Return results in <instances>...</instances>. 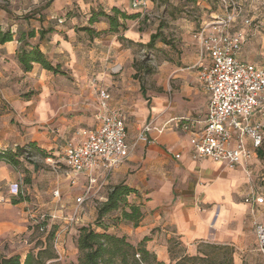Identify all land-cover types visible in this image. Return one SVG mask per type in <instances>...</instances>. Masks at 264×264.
<instances>
[{
  "label": "crops",
  "instance_id": "1",
  "mask_svg": "<svg viewBox=\"0 0 264 264\" xmlns=\"http://www.w3.org/2000/svg\"><path fill=\"white\" fill-rule=\"evenodd\" d=\"M48 2L50 3L49 16H46V19L48 21H58V24L55 30L47 33L45 38L40 41V49L48 56L49 60L61 65L65 74H54L35 64L32 72L24 74L26 75L24 81H34L35 88H39L40 93L36 104L31 99L25 100L21 97L19 91H16V87L22 79L18 75L24 73L17 59L20 44L17 40L0 44V149L3 150H14L31 142L37 143L38 147L43 150L52 149L47 143V135L50 134L48 129L52 130L53 125L50 124L48 129L45 127L49 121H56L60 112L54 109L51 100L59 98L60 94L64 93L66 87L62 86H67L68 79L71 80L69 83L73 85L69 88V91H76L75 94H71L76 98L79 95V99L84 97L82 100L87 99V96L93 90L97 96H99V91L102 89L109 92L107 87H100L103 82L102 73L97 75L94 72V64L98 63H94V61L105 60V54L109 55L113 50H119L122 45L118 39V33L109 32L108 21L107 23L96 21L93 26L90 25L93 24L90 20L94 16L92 11H97L96 5H103L106 9L105 13L108 15H114V9H118L126 15L140 14L138 18L133 20L127 19V21H124L121 18L119 19L127 28L120 34L123 41L137 42L141 36V32L136 27L137 23L143 18V10L133 8L132 0H49ZM74 9L82 12L84 16H88L87 20L91 22L88 23L89 28L94 27L93 29L96 28V32H102V34H91L83 30L85 27L82 28V33L78 31L76 26L77 17L67 15ZM204 22L201 24L203 25ZM11 29L12 32H16L14 27H11ZM86 38L89 40H86ZM196 46L195 53H190L187 57L188 65L191 64L190 68L195 70L196 73L190 72L188 76L184 74L181 77L185 83L187 82L186 86L188 88L183 92V95L175 94L174 96L168 92L146 94L145 89L141 87L142 96L141 100L138 101L140 103L137 108L134 107L132 111L130 110L138 121L135 141H133L135 132L130 128L127 119L129 108L114 107L112 95L109 93L111 95L109 107L124 118L130 146L136 143L140 132L146 125L152 122L154 129L150 132L152 142L138 143L134 146L130 158L114 170L105 186L95 195V199L104 204L111 188L119 184H126L130 188L138 190L140 195L139 197L132 195L129 201L141 205L142 209L145 210V217L138 227L121 222L125 229L123 233H131L134 244L141 243L152 231L164 223L163 225L174 227L173 234L178 236L189 253L196 251V246H191L194 242L207 246L230 247L236 250L237 264H243V255L239 252L247 253L249 251L250 255L248 257L254 255V250L250 248V245L256 239L259 245L255 224L259 222L264 225V213L261 212L264 209V204L250 207L245 203V199L250 195L262 196V194L253 191L246 172L250 167L257 169L258 164L261 162L260 158L264 156V141L261 148L255 149L251 141L246 140V144L254 153V157L247 165L239 166L236 169L229 168L226 163L221 164L211 159L195 160L191 157L192 147L190 141L194 134L199 133L204 128L210 103L209 94L202 91L203 89L198 81L199 66L208 65L210 58L208 56L202 58L199 41ZM98 54H102V58ZM114 68H111V74L119 75L123 65L120 64L119 72H114ZM36 74H40V77L34 78ZM186 78H189V81L194 80L201 87L202 99L199 109L204 106L201 110L204 118L196 116L197 114L191 111L194 102L192 100L199 94V89L198 85L190 88ZM76 85H78V88ZM91 95L93 96V94ZM190 96L193 97L191 102L186 101L185 98ZM16 113H18V116ZM21 114L25 117L24 123H37L40 128L44 125L47 132H41L36 127L26 128L23 125L16 124L17 121L21 123L20 120L12 121L13 117L20 118ZM191 120L195 122V128L192 131L185 132L178 125L180 121L190 122ZM252 122H261L264 130L262 107L253 113ZM97 124L98 121L95 117V122L91 128L79 129L77 134L64 143L58 164L63 165L66 144L68 142H78L80 132L92 130ZM160 129L163 132H158ZM177 155H180V157L177 158ZM63 167L65 166L63 165ZM38 169L39 166L36 162L22 163L19 167L0 162V186H10V188L15 186L17 190V184L22 180V176L28 174L34 181L33 185H31V182L28 183L30 188H33L36 197H43L39 187H35V183L42 184L43 181H46V176L40 174ZM65 170V178L69 186L80 187L83 194L89 174L81 175L75 181V184L71 185L70 175L66 167ZM92 174L97 176L101 174V171L97 169ZM180 178L182 179L180 186L184 187L185 190L191 188L192 197L188 194L183 196L177 194V180ZM63 181L58 178H54L52 181L47 179V182L50 183L48 185L50 186L49 190L61 191L58 185L62 184ZM246 185H248L247 191H240L241 187H247ZM62 189L66 191L68 189L67 185ZM17 194L18 190L11 194L12 196L8 197L6 202L0 203V257L18 255L24 260L30 251L29 247L35 245L34 241H30L29 238L34 233L38 216H35V212L31 210V206L27 201L17 198ZM14 199L19 200L17 204L13 203ZM57 201L58 199L54 198L52 206L50 208L48 206V215L55 214L63 218L60 216L63 211L58 210L59 204H56ZM73 201V195L66 193L63 195L61 207L64 204L71 211L74 207ZM93 201H89V204L84 208L86 211L84 215L81 214L82 208H80V222L77 224L79 227L93 226L91 221L97 218L99 210L97 205L94 206ZM44 205L42 203L41 207ZM163 211H169V213L162 219L161 214ZM117 216L121 218V214L113 217ZM52 224L57 225L58 221L52 220ZM129 235L127 234V236ZM16 236H18L17 240L19 241L14 240ZM75 236L77 238L76 234ZM27 245H29L28 248ZM148 249L158 256L159 262L166 263L169 261L167 241L151 236L148 241ZM75 250L77 253V244ZM77 261L76 254V263Z\"/></svg>",
  "mask_w": 264,
  "mask_h": 264
},
{
  "label": "rangeland",
  "instance_id": "2",
  "mask_svg": "<svg viewBox=\"0 0 264 264\" xmlns=\"http://www.w3.org/2000/svg\"><path fill=\"white\" fill-rule=\"evenodd\" d=\"M48 1L49 0H0V28H2L3 31H6L9 29L12 30L11 27H14V29H16L15 36L17 39L22 37V33L27 34L30 30L34 29L37 31V36L34 39H30L29 42L33 45L38 44L40 46L41 42L39 36L41 28L52 31L55 30L57 27L56 25L58 24V21H48L46 19V16H49L48 8L50 7V3ZM233 1L236 3V6L239 7V14L236 21L237 27L235 30L243 33L246 38V43L240 52L241 54L239 58L247 62L256 63L259 66H264V0ZM224 6L225 4L222 0H145V4L137 8V10H143V18L137 23L136 27L141 32L140 39L137 42L123 41L120 34L124 32V29H119L117 35L120 44L122 45L121 48H119V50H113L109 55L105 54L106 59L103 61H94V63L98 62L94 64V72L97 73V75L98 73H102V80L104 83L102 82L100 87L108 88L109 93L112 95L113 106L116 108H129L127 111V119L130 128L135 132V134H133V141L136 140L138 121L131 111L134 107L137 108V105L140 103L138 101L141 100L142 96L141 87L145 89L146 94H152L153 92H168L174 96L175 94L183 95V92L188 90V88L186 86L187 82L185 83L181 77H183L184 74L188 76L190 72L196 73L195 70L190 68L191 64L188 65L187 57L188 54L195 53L196 51V43L198 42L196 36L202 25L201 23L204 21L209 22L216 16L220 15V13H224ZM96 9L97 11H92L94 15L106 12L104 6L100 4L96 5ZM67 15H74L77 17L78 21H76V26L81 33L83 32L82 28L88 27V23H91L87 20L88 16H84L82 12H78L76 9ZM94 17L97 18L98 22L104 21L107 23L108 21L103 16H92L90 20ZM90 25L93 26L94 23ZM94 30L96 31V28ZM157 33H159L161 37L158 38L155 48H148L147 43L150 41L149 39L151 35ZM98 34L100 35L102 32ZM80 35L82 36V34ZM85 36L87 37L86 34ZM162 38H165L170 45H167ZM86 40L89 39L86 38ZM24 43L25 41L23 43L19 42V49ZM98 56L102 58V54H98ZM52 63L58 65L53 61ZM120 64L123 65L121 73H119V75H112L110 71L111 68H119ZM25 73L26 72L18 75V77H22V79L18 87H16V91H19L23 99H31L34 104H36L40 93L39 88H35L34 81H24L26 76L24 75ZM39 77L40 74L34 76V78ZM186 79L189 82L188 85L190 88L198 85L194 80L189 81V78ZM69 81L71 82L70 79L66 82L67 86H62L66 87L64 88V93H61L62 95L60 94L59 98H53L51 100L54 109L60 112V115L56 120L57 122L49 121L46 124V127L42 125L40 128L37 123H24L25 117L23 114H21L20 118L17 117L16 119V117H13L12 119L13 122L20 120L21 123L17 121L16 124L23 125L26 128L36 127L37 129L39 128L41 132H47V129L50 128V124L53 125L52 130L48 129L50 134L47 135V143L52 148L46 150L49 158L45 159L36 152L33 153V156L29 161H22L23 164L36 162L39 166L38 170L40 171V174L46 176V181H43L42 184L35 183V187H39L41 190L40 193L43 197H36L33 188L31 187V189L30 185L26 183V178H29L31 185L34 184L32 177L28 174L22 176V180L17 184V198L27 201L31 206V210L35 212V216H38L35 225L41 222H48L51 226L52 220L56 222L58 221L57 226L59 228L58 234L60 235V240L58 250L56 248L55 250L59 259L47 264H78V261L76 263V254L78 259L80 252L77 250L76 253L75 250L78 239L75 234L78 228H80L79 225H77L80 220H78L76 225H73L71 228L67 225V221L72 215V211L75 209L74 207L77 206L76 198L77 196H81L82 189H80V187L74 188L73 186H69V183L65 178V167H63L61 163L58 164V162H60L61 159L60 155L64 143L77 134L79 129L91 128L95 122V117L97 118L100 112V97L97 96L96 92L94 90L91 91L93 96L89 93L85 100H82L84 97H80L81 99H79L78 94V98H76L71 94H75L76 91H69V88L73 87ZM76 86L78 88V85ZM200 88V85H198L199 94L195 98L190 96L189 98H185V100L191 102L193 98L192 101L194 102L192 103L191 111L195 112L197 114L196 116L204 118L203 112L201 111L204 106L199 109L202 99ZM7 106L9 105L7 104ZM16 114L18 116V113ZM158 132L161 133L163 130L160 129ZM260 161L257 169L250 167L247 170L246 175L249 179L250 186L253 187V191L262 194L264 197V156L260 158ZM54 178L64 180L62 184L58 185L61 190L58 191V196H55L56 189L49 190L50 186L48 185L50 183L47 182V179L52 181ZM181 182V178L177 180V194L182 196L188 194V196L192 197L193 193H191V188L185 190L184 187L182 188L180 186ZM65 185H67L68 188L66 191L62 189ZM246 186L247 187H241L240 191L246 192L248 185ZM15 188V186L10 188V186L5 187L4 185H1L0 203L6 202V199L12 196L11 194L17 192ZM13 190L15 191L13 192ZM66 193H68V195H73L74 207L71 211H69L67 209L68 206H64V204L63 207H61L63 203V195ZM19 194H21V197H19ZM54 198L58 199V203L56 204H59L58 210L63 211L62 215L60 214L63 218H60L55 214L48 215V206L49 208L52 206V200ZM92 200H94V206L97 205V208H100L103 204L94 197L81 206L82 213L81 209H79V213L84 215L86 213L84 208L89 204V201ZM42 203L43 205L45 204L43 207H41ZM129 203L131 202L129 201ZM142 210L145 215L144 208ZM168 210L171 211V209ZM169 211H163L161 218H165ZM261 212L264 213V209L261 210ZM118 214H121V212L117 211L110 213L102 225H99L97 218L95 220L92 219L91 222L96 230H99V228L103 229L104 225H107V232L116 236H125L128 242L134 244L131 239L132 234L127 231L126 234L123 233L125 230L124 225L118 221V219L112 217ZM114 224L115 228L112 227ZM163 224L164 223L152 231L148 237L155 236L158 237V239L161 238L163 241H167L169 261L166 263L156 262V255L153 256L154 254L148 249L147 243L145 244V247L150 251V257L147 262L141 264H177L181 259H184V264H222L224 256L222 257L218 250L209 249L206 247L207 245L202 243L194 242L191 246H196V251L194 253H189L178 236L173 234L174 227ZM127 234L130 235L127 236ZM44 236L46 235L41 231L34 232L29 240L34 241L35 245H32L33 247L27 245L26 247H29L30 251L33 249L36 250L38 241L43 242L42 240H45ZM17 238L18 236H16L14 240H17ZM139 244L140 243L134 244V246L138 247ZM250 248L254 250L253 256L248 257V255H250L249 251L247 253L239 252L243 255V264H264V253L260 251L257 239L250 245ZM236 255V250H234L233 255L227 254V256L233 258L232 264H237ZM207 256L210 259H202L207 258ZM156 257L158 259V256ZM192 257H196L197 259H188ZM137 258H140V255H138ZM217 258H221V261ZM21 259L24 261L22 257Z\"/></svg>",
  "mask_w": 264,
  "mask_h": 264
},
{
  "label": "built area",
  "instance_id": "3",
  "mask_svg": "<svg viewBox=\"0 0 264 264\" xmlns=\"http://www.w3.org/2000/svg\"><path fill=\"white\" fill-rule=\"evenodd\" d=\"M132 1L134 8L145 4V0ZM222 1L224 13L204 22L196 36L202 58H210L208 65L199 66L198 73L199 84L209 94L210 103L204 128L190 141L191 157L195 160L211 159L236 169L247 165L254 157L246 140H250L255 149L263 146V124L252 122V119L257 109L262 107L264 112V67L239 58L246 43L244 34L235 30L239 7L233 0ZM115 69L114 72L120 71ZM99 97L97 126L80 132V140L68 142L63 154V165L68 169L71 185L81 175L89 174L85 191L76 198L77 206L68 218L69 227L78 222L81 206L94 198L114 170L130 158L133 147L138 143L152 142L150 132L154 128L151 122L140 132L136 143L130 146L124 118L109 107L111 95L102 89ZM178 125L185 132L195 128L193 120L180 121ZM97 169L101 174L94 176L92 173ZM58 194L56 191L55 196ZM245 203L255 207L264 204V197L250 195ZM256 234L260 251L264 253L263 224L256 223ZM59 240L60 235L57 234L54 240L57 250Z\"/></svg>",
  "mask_w": 264,
  "mask_h": 264
},
{
  "label": "trees",
  "instance_id": "4",
  "mask_svg": "<svg viewBox=\"0 0 264 264\" xmlns=\"http://www.w3.org/2000/svg\"><path fill=\"white\" fill-rule=\"evenodd\" d=\"M113 12L114 15H108L103 12L94 15L105 17L109 22V32L112 33H117L119 29L122 28L127 30L125 24L121 23L119 18L127 21V19H136L140 15H126L118 9H114ZM96 21L98 20L95 17L91 19L92 23ZM83 30L88 31L91 34L99 35L93 28L85 27ZM49 32H51V30H40L39 40H43ZM36 36L37 31L32 29L27 34L22 33V37L17 39L12 30L9 29L3 31L2 28H0V44H6L15 40L22 43L25 41L17 52L18 62L24 72H32L34 65L38 64L43 69L53 72L54 74L64 75L65 72L62 70L61 65H54L40 49L38 44L33 45L29 42L30 39H34ZM159 37H161L159 33L151 35L149 39L150 41L147 43L148 48H155ZM162 40L165 41L167 45H170L165 38H162ZM36 152L45 159L49 158L46 150L41 149L36 143L31 142L27 146L17 147L14 150L0 149V162L19 167L23 160L29 161L32 158L33 153ZM26 183H30L29 178H26ZM20 195L21 194H19V197H21ZM132 195H137V197L140 196L138 190L130 188L126 184H119L111 188L107 201L98 210L97 220L99 221V225L104 224L103 222L106 221L110 213L120 211L121 218L119 216L117 218L112 217L118 219L120 222L138 227L143 221L145 215L141 205L129 203V198ZM18 201L19 200L14 199L13 203L17 204ZM49 226L48 222H41L35 225L34 232H43V234L46 235L44 236L45 240H42L43 242L38 241L36 250H31L24 261H22L20 256L1 257L0 264H47L58 260L59 256L56 253L54 245L55 237L59 231L58 226L54 224H51L50 227ZM112 227H115V224ZM107 230V225H104L103 229L99 228V230H96L95 227L91 225L78 228L76 231L78 238L77 249L80 252V256H78V264H141L148 261L150 251L147 250L145 244L150 240L149 237L144 238L139 246L136 247L134 244L128 242L125 236H116L110 234ZM207 248L218 250L220 255L222 257L224 256L222 264L233 263V258L227 256V254L233 255L234 250L232 248H223L215 245L207 246ZM138 255H140V258H137ZM188 259L195 260L197 258L192 257ZM202 259L208 260L210 258L207 256V258ZM218 260L221 261V258ZM155 261L159 262L156 256ZM177 264H184V259L179 260Z\"/></svg>",
  "mask_w": 264,
  "mask_h": 264
},
{
  "label": "bare ground",
  "instance_id": "5",
  "mask_svg": "<svg viewBox=\"0 0 264 264\" xmlns=\"http://www.w3.org/2000/svg\"><path fill=\"white\" fill-rule=\"evenodd\" d=\"M116 71L118 70V68L115 69Z\"/></svg>",
  "mask_w": 264,
  "mask_h": 264
}]
</instances>
